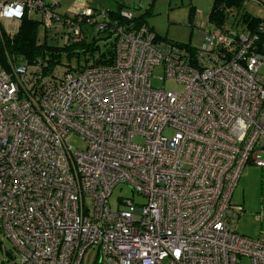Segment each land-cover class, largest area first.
<instances>
[{"label":"built area","instance_id":"obj_1","mask_svg":"<svg viewBox=\"0 0 264 264\" xmlns=\"http://www.w3.org/2000/svg\"><path fill=\"white\" fill-rule=\"evenodd\" d=\"M59 4L3 0L0 18L17 27L36 13L63 44L104 29V9ZM191 26L203 31L193 51L117 25L109 65L48 77L27 61L0 66V230L20 264H80L89 248L114 264H264V232L237 234L230 203L242 168H264V22ZM155 67L182 89L154 88ZM124 183L145 202L113 210Z\"/></svg>","mask_w":264,"mask_h":264},{"label":"rangeland","instance_id":"obj_2","mask_svg":"<svg viewBox=\"0 0 264 264\" xmlns=\"http://www.w3.org/2000/svg\"><path fill=\"white\" fill-rule=\"evenodd\" d=\"M2 1V0H0ZM213 0H154L153 5L149 7L150 0H60L57 10L61 13L72 14L79 8L81 4L96 9L114 8L117 4H121L123 9L130 11L133 15L144 14L146 9L149 10L144 14L145 24L151 28L160 38L173 42L187 43L199 46L203 36V31L195 26H191L189 21V7L200 13L198 19L192 20V25L201 21L205 23L207 15L212 6ZM242 13L249 16L259 18L264 22V0H244L243 5L239 9L227 10V17L224 27L233 31H241L244 23L241 20ZM32 18L40 20L38 14H31ZM0 24L6 29L15 30L12 23L6 19L0 18ZM41 24L38 27V41L40 43L46 41L51 46L61 47L63 40L60 37L59 29L51 28L48 35L45 34ZM104 34L97 37L98 49L85 50L83 47H74L72 50L56 51L54 57L57 63L54 66V74L61 75L69 68H80L91 64L93 58H96L100 51L105 48L106 40L103 39ZM163 76L162 69L155 67L149 80L154 88L180 91L182 86L174 79L161 80ZM165 133L170 131L165 130ZM137 142L142 141L141 138L134 139ZM70 144L73 147L83 149L84 142L76 135L70 138ZM264 159V154L258 156ZM131 198L133 203L141 205L145 202L142 195L133 191L131 185H117L109 199L108 204L111 209H116L118 200ZM230 203L240 206L242 212L234 222L233 226L237 234L252 239L258 238L264 232V168L248 162L241 170L236 186L230 198ZM123 205H120V209ZM242 264H250L249 258L243 257ZM0 264H20L15 254L11 241L0 230ZM80 264H114L112 261L105 259L98 260L96 250L89 248Z\"/></svg>","mask_w":264,"mask_h":264},{"label":"trees","instance_id":"obj_3","mask_svg":"<svg viewBox=\"0 0 264 264\" xmlns=\"http://www.w3.org/2000/svg\"><path fill=\"white\" fill-rule=\"evenodd\" d=\"M154 0H150L149 7L153 5ZM244 0H213L210 11L207 18L210 23L217 27L224 26L225 19L227 17V10L239 9L243 5ZM146 9V14L149 10ZM102 9V8H101ZM106 13L105 27L98 33L94 32L92 27L85 26L82 29V38L72 43L63 44L61 47L51 46L46 41L40 43L38 41V27L39 22L32 17H23L16 30L10 34L4 29H0V66L5 70H9L8 61H27L34 68H31L32 73L39 77H48L54 74V66L57 60L54 57V53L59 50H72L74 47H83L85 50L93 51L98 49L97 39L99 34H104L103 39L106 40L105 48L100 51L96 58H93L91 64L85 66L96 65H109L113 61V49H114V37L113 30L116 26L124 27L125 29L137 28L140 26L154 32L145 24L144 14L133 15L130 11L123 9L121 4H117L114 8L104 9ZM128 11L131 13L130 20H127L121 15L122 12ZM195 10L193 7H189V23L192 24L193 15ZM241 20L246 28H254L262 21L259 18H255L242 13ZM156 37L163 41L171 42L178 47L185 48L188 51H193L189 42L179 43L173 42L167 39L160 38L155 32ZM82 66V67H85ZM80 67V68H82Z\"/></svg>","mask_w":264,"mask_h":264},{"label":"crops","instance_id":"obj_4","mask_svg":"<svg viewBox=\"0 0 264 264\" xmlns=\"http://www.w3.org/2000/svg\"><path fill=\"white\" fill-rule=\"evenodd\" d=\"M2 1H3V0H2ZM2 1H0V3H1ZM9 23H11V22H9ZM13 25H14V24H13ZM14 26H15V25H14ZM1 28L4 29L7 33H13V32L16 30L17 27H15V30H13V29L10 30V29H6L5 26L3 27V26L0 24V29H1ZM241 212H242V211H241Z\"/></svg>","mask_w":264,"mask_h":264}]
</instances>
